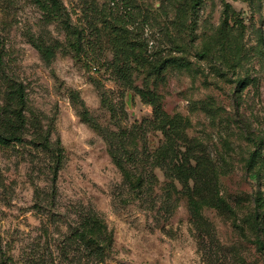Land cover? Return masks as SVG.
<instances>
[{
  "label": "rangeland",
  "instance_id": "rangeland-1",
  "mask_svg": "<svg viewBox=\"0 0 264 264\" xmlns=\"http://www.w3.org/2000/svg\"><path fill=\"white\" fill-rule=\"evenodd\" d=\"M37 1L0 0V264H264V0Z\"/></svg>",
  "mask_w": 264,
  "mask_h": 264
},
{
  "label": "trees",
  "instance_id": "trees-1",
  "mask_svg": "<svg viewBox=\"0 0 264 264\" xmlns=\"http://www.w3.org/2000/svg\"><path fill=\"white\" fill-rule=\"evenodd\" d=\"M37 4L39 5L41 11H44L45 14L47 15V19L49 22L61 21L62 24H66V20L64 19V11L66 10L60 0H38ZM233 17L234 14H232L231 11L228 10L224 11L223 22L219 29V33H220L219 35L223 44H226V42H228V39L230 40V37L228 38V31L231 28V24L234 20ZM32 44L47 61H51L56 56L57 51L60 49V44L57 43L47 45L44 42H37L34 39H32ZM77 46L80 47L79 42L77 43ZM202 55H210V52L205 50L203 51ZM17 94H19L20 96V102L21 103L23 102V98H24L23 90L20 87L17 91L13 90L9 93V97H10L9 100H11L12 104L16 102L15 96ZM20 106L21 105H19V107ZM109 108L114 116L115 109H113L112 107ZM17 115L20 119L23 118V111L21 110L18 111ZM12 116H15V114H12ZM83 117L87 121L91 120V117L87 112L83 114ZM15 127H16V123H14L11 117H9L7 111L6 118L4 120H0V149L8 148L12 145L13 141H16L12 138V135H8V132L13 130ZM19 131H21L20 126H19ZM123 135H126V133H123ZM110 142L112 145V149L115 150V154H116L115 160L118 166H120L121 168H124L126 166H131L137 172L141 173L139 176H137L135 181H131V184L135 187V189L143 188L145 183V178H144V174L140 170V166H142L144 163H147V161H150L149 155L145 160L144 158H140L139 154H137L136 152H131L127 149H123L122 146L120 145L119 147H116L113 141ZM113 150L112 153L114 154ZM54 172L55 174L57 173V168L54 169ZM126 175L130 179V173L126 171ZM260 208H262V204H258L257 209ZM93 226H96L100 229L102 228L103 225L99 221L98 222L95 221ZM81 236L86 240L88 248H92L91 246L97 243V240L92 235V230L88 231L87 229H83ZM96 249L100 250V247Z\"/></svg>",
  "mask_w": 264,
  "mask_h": 264
}]
</instances>
